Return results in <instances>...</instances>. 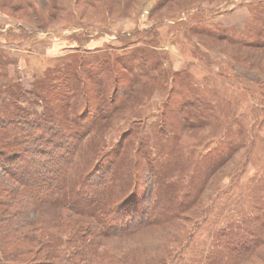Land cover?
<instances>
[{
	"label": "rangeland",
	"instance_id": "374dc122",
	"mask_svg": "<svg viewBox=\"0 0 264 264\" xmlns=\"http://www.w3.org/2000/svg\"><path fill=\"white\" fill-rule=\"evenodd\" d=\"M80 64L92 89L66 117H101L63 200L90 173L124 186L107 204L156 178L151 223L101 239L92 264H264V0H0V92L39 94L51 70L81 84ZM50 203L39 221L61 215Z\"/></svg>",
	"mask_w": 264,
	"mask_h": 264
},
{
	"label": "trees",
	"instance_id": "16d2710c",
	"mask_svg": "<svg viewBox=\"0 0 264 264\" xmlns=\"http://www.w3.org/2000/svg\"><path fill=\"white\" fill-rule=\"evenodd\" d=\"M99 64L94 59L84 65L93 68ZM78 73L81 80L84 78L81 84L76 72L51 70L39 86V94L36 89L13 92L10 87L0 92V264H92L101 239L131 233L151 223L146 201L152 196L156 178L148 166L143 178L151 187L148 197L139 202H134L139 189L135 178L125 192L127 198L122 195L113 203H104L109 190L118 195L124 189L107 178V173L97 178L92 173L86 175L78 189L69 191V199L63 200L66 193L61 183L89 131L81 128H92L101 117L84 120L85 108L76 123L66 117L73 100L82 92V98L87 97L92 89L84 90L91 70H83L80 64ZM52 77L57 80L54 85L48 83ZM66 78L72 79L71 85L61 82ZM9 92L13 100H9ZM123 93L128 95L130 90ZM26 96L35 100L20 101ZM36 101L41 102L39 116L34 109ZM118 147L122 148L121 142ZM103 161L107 159L100 163ZM49 201L61 215L39 221L36 216Z\"/></svg>",
	"mask_w": 264,
	"mask_h": 264
}]
</instances>
